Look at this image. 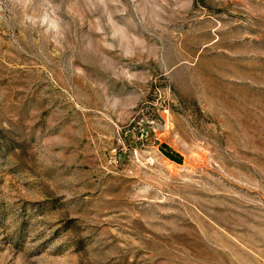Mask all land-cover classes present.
<instances>
[{"label":"rangeland","instance_id":"1","mask_svg":"<svg viewBox=\"0 0 264 264\" xmlns=\"http://www.w3.org/2000/svg\"><path fill=\"white\" fill-rule=\"evenodd\" d=\"M0 264H264V0H0Z\"/></svg>","mask_w":264,"mask_h":264}]
</instances>
